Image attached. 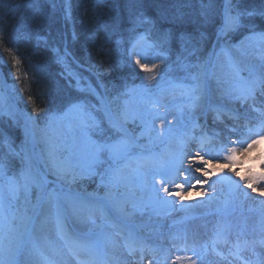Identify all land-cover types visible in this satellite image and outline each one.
<instances>
[{"label": "snow or ice", "instance_id": "6c2138e0", "mask_svg": "<svg viewBox=\"0 0 264 264\" xmlns=\"http://www.w3.org/2000/svg\"><path fill=\"white\" fill-rule=\"evenodd\" d=\"M234 2L227 0L217 45L206 58L201 61L197 57L196 63H190L186 56L177 55L175 63L185 71L184 77L174 78L168 72L149 75L146 78L155 84L141 82L127 87L112 101L85 82L81 90L94 96L98 104L81 98L58 113L49 111L39 117V110L33 109L36 115L25 114V141L19 150L5 141L8 151L0 153V264H61L58 257L64 249L75 264H120L114 249L121 246V241L129 255L144 248V241L128 222L138 214L143 215L149 209L157 211L163 206L181 212L201 208L204 209L201 215L212 217L209 240H200L187 228L170 235L173 248L191 253L177 256L171 264H206L204 254L209 251L228 260L229 264L234 260L264 264V253L257 252V246L264 248V151L257 149L264 144V31L250 28L246 38L261 53L258 66L245 69L242 67L244 61L234 57L227 45L221 44L229 33L247 27L243 17L257 14L264 17V7L257 13L233 7ZM30 3L34 16L47 15L40 0H30ZM214 11L212 0L206 3L201 0L200 15L205 22ZM133 24V37L128 41L130 47L124 53L125 62H134L141 71L152 73L159 65L153 63L149 67L142 63L144 57L136 51L137 43L143 40L157 49V57L162 58L167 54L164 47L167 37L159 43L149 42L153 22L143 14L138 15ZM140 27L145 28L143 33L136 32ZM195 51L193 48L189 55ZM221 57L223 63H220ZM20 62L18 57L14 58L13 67ZM225 66L227 73L223 71ZM245 70L247 76L242 75ZM97 87L103 88V84L98 83ZM117 100L119 106L112 108ZM28 102H32L31 97ZM234 102L242 107L228 109L229 119L234 121L228 134L214 132L209 135L205 131L206 122L200 124L199 118L209 111L219 118L225 106ZM4 112L13 115L10 108L0 104V114ZM104 121L108 124L107 131L101 128ZM130 122L139 123L138 135L129 132ZM57 125L62 127L57 128ZM93 130H100L101 138L94 139ZM53 131H56L55 138L51 135ZM241 135L247 139L241 140ZM142 138H147L148 145L140 143ZM38 144L43 145L39 158L45 161V169L57 177L56 182L49 181L47 172L33 163ZM193 144L197 146L192 147ZM104 154H107L106 159L102 158ZM220 154H223V163L214 164L213 159ZM10 156L21 157L24 167L18 175L10 174ZM238 157L243 161L251 160L252 167L248 168L247 175L236 170L243 162ZM100 164L107 165L102 172L98 171ZM197 164L202 167L194 170L204 179L196 178L192 184L191 176L186 174L184 179L191 187L185 191V183L176 182L175 177L187 172L185 165L191 169ZM225 167L239 179L224 177ZM97 175L107 190L102 198L73 195L59 184L63 181V184L72 185ZM217 175H221V181L227 180L226 190H216L217 181L211 178ZM50 183H57V187L49 190ZM197 185L200 190H196ZM33 189L37 190L34 198ZM243 189L261 199L255 200ZM193 196L200 198L199 204L183 203ZM169 197L177 198L178 209L177 200ZM249 200L256 205L259 217L251 231L258 232L259 239L247 238L246 219L235 221L243 202ZM62 201H67L68 206ZM189 219L192 217H184L180 222ZM231 236H235L234 242ZM220 242L227 246L226 254L217 252ZM154 251L167 264L172 248ZM245 252L250 255H242Z\"/></svg>", "mask_w": 264, "mask_h": 264}, {"label": "trees", "instance_id": "16d2710c", "mask_svg": "<svg viewBox=\"0 0 264 264\" xmlns=\"http://www.w3.org/2000/svg\"><path fill=\"white\" fill-rule=\"evenodd\" d=\"M212 2L215 11L205 22L200 15L201 0H40L47 13L43 18L33 15L30 0H0V75L12 87L11 98L15 97L19 109L27 114L36 115L33 109H37L43 117L81 98L98 104L94 96L81 90L85 82L98 91L97 85L102 83L103 93L110 99L109 94L114 97L142 80V71L134 62H125L124 55L138 15L153 22L149 42L159 43L167 37V54L162 58L157 57V49L139 41L136 51L144 57L142 63L159 65L151 75L168 72L172 76L183 71L175 63L178 54L196 63L197 57L202 61L216 44L227 2ZM233 7L258 13L264 0H235ZM242 20L247 27L229 33L226 40L233 42L250 28L264 31V17L259 14ZM144 31V27L136 29L137 33ZM193 48L196 51L189 55ZM64 51L71 58L63 61ZM16 57L21 62L13 67ZM23 123L21 116L15 120L0 114V153L8 151L5 141L19 150L25 141ZM107 125L104 121L101 128L107 131ZM93 138H101V131L93 130ZM8 162L9 170L15 173L23 165L19 156H10Z\"/></svg>", "mask_w": 264, "mask_h": 264}, {"label": "rangeland", "instance_id": "374dc122", "mask_svg": "<svg viewBox=\"0 0 264 264\" xmlns=\"http://www.w3.org/2000/svg\"><path fill=\"white\" fill-rule=\"evenodd\" d=\"M225 1H227V0H225ZM222 19H223V17H222ZM249 35H250V31L249 30H243V32L238 36L237 40H235L233 42L230 41V40H226V38H223L221 40V44L227 45L231 49V53H232V55L234 57H236L239 60H243L244 61L242 67H244L245 69H247V67H251V66H258L261 63L260 57L252 58V55L260 54V52L257 50V46L255 44L249 42L246 39ZM215 45H217V42H216ZM217 51H219V46H217ZM63 57L69 58V56L67 54H64ZM65 58L63 59V61L65 60ZM220 63H223V57H221ZM223 71L225 73H227L226 66L223 69ZM142 73H143V75H142L141 82H143L145 84H149L150 86L152 84H155V81L152 82V81H149L146 78L147 76H149L151 74H149V73L146 74L143 71H142ZM185 74H186L185 71H177L174 75H172V77H174V78H182V77L185 76ZM247 74H248L247 70L242 72V75H244V76H247ZM140 83L135 84V85H139ZM11 89H12V87L10 85H8L7 83H5V81H3L2 76L0 75V104H2L6 109L10 108V111L13 113V115H10V116L13 119H15V120L19 119L20 116H21L22 119H23V122H24V116L27 113H24L23 111H21L19 109L18 101L16 100L15 97L13 99L11 98V96H10L11 95V93H10ZM98 92H100L102 95L105 94V93H103L104 91L101 88L99 89ZM120 94H117L114 97H111L110 94L109 95L107 94V95L110 97L109 100L112 101V100H114V98L118 97ZM119 104H120V101L117 100L114 104L111 105V107L112 108H117L119 106ZM230 105H234V106L236 105L237 106V103L234 102V103L228 104L226 106H230ZM66 109H67V107L62 109V110H60V111H57V113L61 112V111H64ZM74 120H75V117H74ZM59 127H62V125H57V128H59ZM107 127H108V125H107ZM127 128L129 129V132L132 135H134V136L138 135L139 132H140V127H139V123L138 122H136V123H131L130 122L127 125ZM51 135H52L53 138H55L56 131H53L51 133ZM140 143L144 144V145H148L147 138H142L140 140ZM28 147L31 148V144H29ZM42 147H43V145H41V144L37 145V147L35 149V151L37 153V156L34 157L33 163H34V165L36 167H38L42 171H46L47 172V178H48L49 181L56 182L57 181V177L52 172L47 171L45 169V161L39 158L40 149ZM257 149H258V151H264V144L258 145ZM136 151H139V149H136ZM214 154L215 153L213 152V155ZM106 156H107V154H106ZM106 156L104 155L102 158L106 159ZM217 159H219V163L222 164L223 163V154H220L217 157ZM214 160L215 161H212V162L214 164L217 163L218 160H216V159H214ZM100 165H101L100 166L101 169L100 170L98 169V171L102 172L103 169L107 165L106 164H100ZM23 167H24V165H22L21 169ZM250 167H252V162L251 161L249 162V164H247L245 166H239L238 165L237 169H239V171H241L242 175H247V170ZM21 169L19 170V172L21 171ZM228 170H229L228 167H225L223 169L222 175L224 177L231 178L232 180H238L239 179L238 177H235L232 172L228 173ZM256 170L259 171V168L257 167ZM19 172L15 173L14 171L10 170V174L11 173H15V174L18 175ZM181 176H183V175H181ZM183 179H184V177H183ZM211 179L217 181V184L215 185V188H216L217 191L221 190L222 188L226 190L229 187L227 180L221 181V175L213 176ZM184 181H185V179H184ZM193 183H195V182H193ZM59 184L63 185V188H64V190L66 192H70L73 195L79 194L81 196H92V197H101L102 198V197L105 196L106 191H107L103 187V185H101L98 175L97 176H93L91 178H87L86 177L84 179H80L75 184H72V185L63 184V181H59ZM56 187H57V183H50L48 185V189L49 190H51L52 188H56ZM87 189H89V190H87ZM36 191H37L36 189H33V198L36 195ZM243 191L250 193V190H248V189H243ZM250 195L252 197H254V199L257 200V201L261 199L255 193H250ZM199 203H200V200L196 201L194 203L192 201H188V204H193V205H196V204H199ZM62 204L65 207L68 206V202L67 201H62ZM151 211H152L151 209L145 211L146 212L145 215H139L138 214L137 216H135L133 218L132 221L128 222L130 224V226L134 228L136 233L139 234L138 235L139 237L143 235L140 232H142L146 228H151V231H150V232H152L151 234H153V233L157 234V232L159 233L160 231H162V232H160L161 234L168 233V232H175V231H177L178 229H181V228H187L190 233L191 232H195L196 230L197 231H199V230L201 231V230L205 229L204 231H206L207 234H208V238L207 239H209V236H211V231L210 230H211V227H212V217H206V216L201 215L204 212V209L195 208V209L189 210L188 212H181V211H178V210L177 211L173 210L172 208H169L168 206L160 207L157 211H152V212L157 213L159 216L164 214L167 217H172V219L170 221H168L166 223V226L162 227L161 230L160 229L158 230L157 228H155L156 225L154 223L151 224L149 222H145V223L143 222V219L145 217L153 218V216H155V213H151ZM252 213H254V214H252ZM148 214H151V216L148 215ZM255 214H257V215H255ZM184 217H192V219L185 220L183 223H181L180 221L183 220ZM198 218H202L201 222H197L196 221V220H198ZM258 218L259 217H258V213L256 212V205L251 200L243 202L241 209L238 210L237 216L235 217V221L236 222H242L245 219L247 220V224H248L247 238L248 239H259V233L257 232L255 234H253L252 231H251V229L254 226V224L258 221ZM204 219H209L211 221V225L210 226L207 225V223H206L207 220H204ZM257 252L258 253H264V248H261L260 246H257ZM186 254L187 255H191L190 252H187ZM244 254H245V256L250 255V253H243L242 255H244ZM60 256L63 258L64 255H63L62 252H61ZM60 256L58 257V259H60ZM61 264H63L62 261H61Z\"/></svg>", "mask_w": 264, "mask_h": 264}, {"label": "bare ground", "instance_id": "6f19581e", "mask_svg": "<svg viewBox=\"0 0 264 264\" xmlns=\"http://www.w3.org/2000/svg\"><path fill=\"white\" fill-rule=\"evenodd\" d=\"M260 54H256V55H252V58H256V57H260ZM237 106L235 105H230V106H225V112L219 116V118H217L216 113L209 111L206 115L201 116L199 118V123L204 125L206 122V128L205 131L207 133H209V135L213 134L214 132H220L222 135H226L228 134V130L233 126L234 121L229 119V112L228 109L231 108H236V109H240L242 106L239 104V102H236ZM197 134H199V129H197ZM247 137L244 135H241V140H246ZM192 147H196L197 145L193 144L191 145ZM237 147L239 148V146L237 145ZM203 155V153H202ZM215 155V154H214ZM207 156H205L206 158ZM208 158V157H207ZM216 160L219 161V159L214 158ZM213 159V161H215ZM238 159H240L241 161H243L242 157H238ZM251 160L248 161H243L241 164H239V166H245L247 164H249ZM185 169H187L186 173H182L179 174L175 177L176 182L180 183L183 182L185 183V191H187L190 187L191 184L187 183L186 181H184L183 177H185L184 175L188 174L191 176L192 178V184H195L193 182H195L196 178L199 179H203V177L199 176V173L195 172V167H202V165H194L193 168L188 169L187 165L184 166ZM239 170V169H236ZM228 173H231L230 170H228ZM183 175V176H181ZM207 187V186H205ZM174 190V188H170V191ZM196 190H200V186L197 185L196 186ZM169 199H173V200H177L176 197H169ZM200 198L199 197H195L193 196V198L189 201H192L193 203L196 201H199ZM183 203L188 204V201H184ZM179 204L180 202L177 200L176 203V208H179ZM170 208V207H169ZM177 211V210H176ZM146 212L143 213V215H145ZM151 213H155L152 212ZM254 214V213H252ZM151 216V214H148ZM257 215V214H255ZM172 219V217H167L166 215H161L159 216L157 213H155V216H153V218H149V217H145L143 219V222H149L151 224H155V228H157L158 230L162 227L166 226V223L168 221H170ZM202 218H198V220H196L197 222H201ZM207 220V225H211V221L209 219H204ZM210 229V228H209ZM203 230H199V231H195V233L197 234V237L204 241V240H209L208 238V234L206 231ZM151 228H146L144 229L142 232L143 235L140 236L139 238L142 239L144 241V248L142 250L137 249L132 255H129L127 250L123 247V243L121 241V246L117 247L114 249L115 254L120 257V264H164V261L162 259H160L159 257V253L157 251H154V249H159V248H172L171 253L169 254L168 260H167V264H171L172 260H175L177 258V256H184L187 255L185 252H180L177 251L176 248H173V243L174 241L170 238V235L172 233L175 232H168V233H163L161 234L160 231L159 233H153ZM139 235V234H138ZM119 239V238H117ZM230 239L234 242L235 241V236H231ZM228 251L227 246L223 243L220 242L217 244V252H220L222 254H226ZM63 253V259L60 256V259L62 261V263L64 264L65 262H68V264H74L75 261L72 260V257L70 255V253H68V251L66 249H64L62 251ZM247 253V252H245ZM205 255V261L206 264H229L228 260H223L220 258V256H217L215 253H212L211 251L207 252L204 254ZM245 255V254H244ZM145 259V261H143ZM231 264H244V262L242 260H234L231 262Z\"/></svg>", "mask_w": 264, "mask_h": 264}]
</instances>
